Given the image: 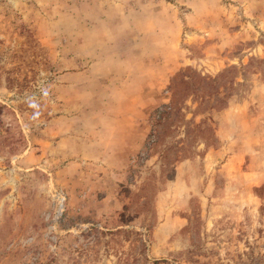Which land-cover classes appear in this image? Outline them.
<instances>
[{"label":"rangeland","instance_id":"obj_1","mask_svg":"<svg viewBox=\"0 0 264 264\" xmlns=\"http://www.w3.org/2000/svg\"><path fill=\"white\" fill-rule=\"evenodd\" d=\"M0 264H264V0H0Z\"/></svg>","mask_w":264,"mask_h":264},{"label":"crops","instance_id":"obj_2","mask_svg":"<svg viewBox=\"0 0 264 264\" xmlns=\"http://www.w3.org/2000/svg\"><path fill=\"white\" fill-rule=\"evenodd\" d=\"M139 138H134V136H126V134L121 133L118 138L116 137L107 145H102L98 147L99 154L91 156L90 159L96 161L100 165H107L113 167H122L128 165L130 158L135 155L140 149L143 142V133L137 132ZM141 134V135H140ZM106 153L110 159H107ZM105 155V157H104ZM85 157V155H83ZM106 161V162H104Z\"/></svg>","mask_w":264,"mask_h":264}]
</instances>
